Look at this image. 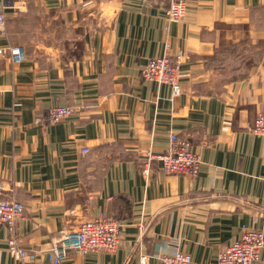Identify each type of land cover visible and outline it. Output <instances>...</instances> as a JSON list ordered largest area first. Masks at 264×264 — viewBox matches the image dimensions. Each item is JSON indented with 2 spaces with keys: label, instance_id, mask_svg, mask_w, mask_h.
<instances>
[{
  "label": "crops",
  "instance_id": "obj_1",
  "mask_svg": "<svg viewBox=\"0 0 264 264\" xmlns=\"http://www.w3.org/2000/svg\"><path fill=\"white\" fill-rule=\"evenodd\" d=\"M186 2L170 21L163 0H0V197L24 205L30 264H54L61 230L105 214L121 246L56 264H160L174 248L217 264L244 228L264 231V138L251 131L264 111V0ZM16 44L27 59L12 65ZM166 52L182 65L178 97L142 76ZM53 105L75 111L34 124ZM171 133L200 156L196 177L142 172L139 150L167 151ZM9 233L0 225V264H14Z\"/></svg>",
  "mask_w": 264,
  "mask_h": 264
},
{
  "label": "built area",
  "instance_id": "obj_2",
  "mask_svg": "<svg viewBox=\"0 0 264 264\" xmlns=\"http://www.w3.org/2000/svg\"><path fill=\"white\" fill-rule=\"evenodd\" d=\"M163 1L168 2V20L179 21L183 18L186 0ZM5 22V12L2 10L0 28H4ZM6 49L12 65L20 64L27 59L26 50L22 45H9ZM4 51V48H0V54ZM142 71L143 78L148 82L169 84L174 97L183 92L182 65L171 53L151 57ZM74 111L75 108L70 105H53L45 114L38 113L34 118V124L59 123L66 120ZM251 131L264 138V111L257 113ZM170 137V148L165 152H153L151 147L139 150L142 155V172L150 174L151 167L158 163L167 174H189L196 177L201 171L202 162L200 156L192 149L191 141L177 133H171ZM86 152H89L88 147L83 150V153ZM11 193L9 197H0V225L5 224L9 228L7 250L14 264H30L32 261L30 251L19 243L17 235V223L25 215L24 205L17 199L13 190ZM121 226L119 221L106 214L88 217L78 228H65L55 236L48 250L49 259L56 264L72 253L85 256L89 252H114L121 245ZM263 248L264 231L258 228H244L239 237L218 252L217 264H257ZM159 260L160 264H193L191 255L179 248L162 251Z\"/></svg>",
  "mask_w": 264,
  "mask_h": 264
},
{
  "label": "rangeland",
  "instance_id": "obj_3",
  "mask_svg": "<svg viewBox=\"0 0 264 264\" xmlns=\"http://www.w3.org/2000/svg\"><path fill=\"white\" fill-rule=\"evenodd\" d=\"M121 240V239H120ZM122 241V240H121ZM121 246V245H120Z\"/></svg>",
  "mask_w": 264,
  "mask_h": 264
}]
</instances>
